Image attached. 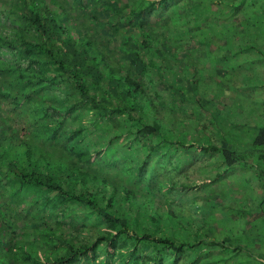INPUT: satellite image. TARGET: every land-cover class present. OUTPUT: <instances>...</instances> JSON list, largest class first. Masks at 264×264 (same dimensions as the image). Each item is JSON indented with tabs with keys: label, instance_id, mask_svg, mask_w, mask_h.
<instances>
[{
	"label": "trees",
	"instance_id": "trees-1",
	"mask_svg": "<svg viewBox=\"0 0 264 264\" xmlns=\"http://www.w3.org/2000/svg\"><path fill=\"white\" fill-rule=\"evenodd\" d=\"M244 1L230 6L237 25ZM203 4L0 0V264H162L164 251H195L201 235L167 202L177 183L156 169L171 147L219 152L264 188V128L245 159L177 127L180 110L208 102L189 64L196 37L182 48L169 31Z\"/></svg>",
	"mask_w": 264,
	"mask_h": 264
},
{
	"label": "rangeland",
	"instance_id": "rangeland-1",
	"mask_svg": "<svg viewBox=\"0 0 264 264\" xmlns=\"http://www.w3.org/2000/svg\"><path fill=\"white\" fill-rule=\"evenodd\" d=\"M203 1L196 20L181 16V32L169 31L177 42L171 43L182 48L196 37L189 64L208 102L201 113L180 110L177 127L186 143L198 139L219 146L225 139L236 153L244 150L245 159L253 158L246 149L264 128V0L244 1L237 11L244 14L240 25L231 21L237 15L230 6L241 0ZM156 169L161 178L177 183L167 202L182 225L201 235L195 251H164L162 264H264V188L251 168L225 170L219 152L171 147ZM179 183L189 187L183 190ZM261 204L263 214L256 216ZM178 236L186 237L184 232ZM223 239L242 250L221 249L214 241Z\"/></svg>",
	"mask_w": 264,
	"mask_h": 264
}]
</instances>
